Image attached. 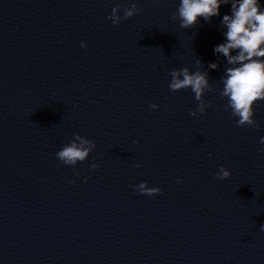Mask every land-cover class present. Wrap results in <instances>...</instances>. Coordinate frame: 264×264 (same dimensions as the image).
Instances as JSON below:
<instances>
[{
    "label": "water",
    "instance_id": "95a60500",
    "mask_svg": "<svg viewBox=\"0 0 264 264\" xmlns=\"http://www.w3.org/2000/svg\"><path fill=\"white\" fill-rule=\"evenodd\" d=\"M132 2L0 0V264H264V101L259 128L236 127L214 52L231 5L187 29L179 0L106 19ZM183 67L208 74L203 115L168 87ZM77 133L96 147L63 165Z\"/></svg>",
    "mask_w": 264,
    "mask_h": 264
},
{
    "label": "clouds",
    "instance_id": "9594fccd",
    "mask_svg": "<svg viewBox=\"0 0 264 264\" xmlns=\"http://www.w3.org/2000/svg\"><path fill=\"white\" fill-rule=\"evenodd\" d=\"M155 2L159 3V0ZM228 4L231 5V14L223 15L221 20V26L226 28L223 33L225 41L214 48V52L222 55L229 65L221 77L220 96L226 98L225 110H231V116L236 118V127L259 128L254 119V106L264 101V5H261L260 0H179L177 11L171 19H179L181 28H192L198 24L199 18L211 22L213 17L220 15L221 6ZM120 12L121 5L117 4L106 19L113 25H118L122 20L140 14L142 9L133 0L129 7L123 8L122 16ZM81 47L86 48L87 45L82 43ZM233 52L236 54L233 55ZM196 64L199 65L200 61L197 60ZM209 68L217 69L218 64L210 63ZM169 75L171 80L168 87L172 92L190 89L194 93L198 105L195 110H189V115H203L210 106L204 100L205 90L212 91L208 74L201 71L190 73L187 67H183L172 69ZM150 107L156 109L159 106L152 104ZM260 143L264 144V137H261ZM95 147L93 140L77 133L56 152V157L63 165L75 166L84 162ZM258 151L264 152V148ZM98 167L99 165L93 162L89 171ZM230 176L231 172L221 166L213 178L223 181ZM130 187L135 192L149 197H154L162 191L159 187H149L146 181ZM261 229H264V225H261Z\"/></svg>",
    "mask_w": 264,
    "mask_h": 264
}]
</instances>
